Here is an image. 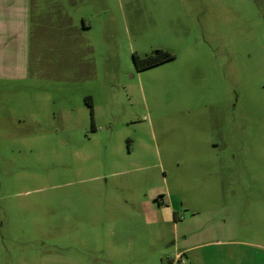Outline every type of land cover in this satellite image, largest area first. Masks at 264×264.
I'll return each mask as SVG.
<instances>
[{
    "label": "rangeland",
    "instance_id": "1",
    "mask_svg": "<svg viewBox=\"0 0 264 264\" xmlns=\"http://www.w3.org/2000/svg\"><path fill=\"white\" fill-rule=\"evenodd\" d=\"M31 17L0 74V264H264V0Z\"/></svg>",
    "mask_w": 264,
    "mask_h": 264
},
{
    "label": "crops",
    "instance_id": "2",
    "mask_svg": "<svg viewBox=\"0 0 264 264\" xmlns=\"http://www.w3.org/2000/svg\"><path fill=\"white\" fill-rule=\"evenodd\" d=\"M35 0H0V74L22 73L28 61L31 7ZM59 26L68 23L56 16Z\"/></svg>",
    "mask_w": 264,
    "mask_h": 264
},
{
    "label": "trees",
    "instance_id": "3",
    "mask_svg": "<svg viewBox=\"0 0 264 264\" xmlns=\"http://www.w3.org/2000/svg\"><path fill=\"white\" fill-rule=\"evenodd\" d=\"M173 57L174 56L171 53L163 50H157L154 54L146 56L144 58H140L137 54H133V59L138 69L151 67L153 65L161 63L162 61L170 60ZM86 101L89 106H91V100L89 97H87Z\"/></svg>",
    "mask_w": 264,
    "mask_h": 264
}]
</instances>
